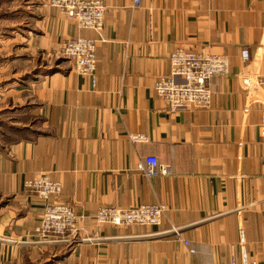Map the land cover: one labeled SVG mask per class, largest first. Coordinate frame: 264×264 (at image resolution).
<instances>
[{"label": "crops", "instance_id": "crops-1", "mask_svg": "<svg viewBox=\"0 0 264 264\" xmlns=\"http://www.w3.org/2000/svg\"><path fill=\"white\" fill-rule=\"evenodd\" d=\"M101 1L98 36L46 0H0V38L21 27L23 49L53 62L0 86V264H264V87L250 97L241 86L264 76V0ZM77 37L98 41L94 84L57 62ZM177 48L227 59L209 109L170 113L156 97ZM146 156L166 173L138 172ZM41 175L61 184L49 202L71 206L92 242L36 243L45 203L24 182ZM153 204L167 208L159 227L93 220L101 207Z\"/></svg>", "mask_w": 264, "mask_h": 264}, {"label": "built area", "instance_id": "built-area-1", "mask_svg": "<svg viewBox=\"0 0 264 264\" xmlns=\"http://www.w3.org/2000/svg\"><path fill=\"white\" fill-rule=\"evenodd\" d=\"M140 3L141 0H133V7H138ZM46 5L73 20L78 29L90 30L101 36L107 10L101 0H46ZM97 42L77 37L62 42L58 51V56L69 62L76 74L90 77L93 84ZM241 58L244 62L248 61L247 50L241 51ZM168 59L169 74L156 80L153 86L156 97L165 104L167 111L175 113L180 110L209 109L212 98L210 82L215 77L228 74L227 59L204 50L187 51L183 48L175 49ZM241 86L245 95L252 97L264 87V76L243 77ZM251 102L257 103V100L251 98ZM128 138L134 144L148 142L142 134H129ZM136 169L146 178L166 173L154 156H146L142 162H138ZM24 187L45 203L40 224L34 230L36 243L74 248L94 240L80 237V218L71 206L49 202L61 194L62 186L59 182L41 175L25 181ZM166 211L163 204L139 205L127 209L101 207L95 212L93 220L98 227H159ZM170 232L178 236L177 228H171ZM183 244L189 247L188 241H183ZM189 252L192 254L194 250L189 249Z\"/></svg>", "mask_w": 264, "mask_h": 264}, {"label": "rangeland", "instance_id": "rangeland-1", "mask_svg": "<svg viewBox=\"0 0 264 264\" xmlns=\"http://www.w3.org/2000/svg\"><path fill=\"white\" fill-rule=\"evenodd\" d=\"M6 24L1 21L0 22V32L5 28ZM21 27H15L13 35L7 37L11 40V37H14V40H9L7 42L3 38H0V81L3 86L6 82L5 77H9L12 75L15 78L20 80L21 76L33 78L34 76H38L41 73H44L47 69L44 70L45 64L52 65L53 62L49 63L39 57L36 54H32L31 51H26L23 49L25 45V41L22 39V34H25L21 31ZM9 34V33H8ZM57 62L63 64L67 62L63 58H60ZM2 89L0 88V92Z\"/></svg>", "mask_w": 264, "mask_h": 264}]
</instances>
